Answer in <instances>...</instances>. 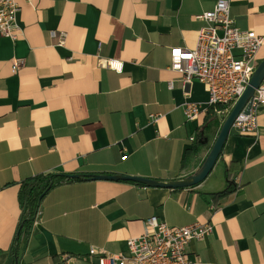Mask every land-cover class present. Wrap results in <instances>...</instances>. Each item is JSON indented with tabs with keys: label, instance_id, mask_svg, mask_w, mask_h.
Masks as SVG:
<instances>
[{
	"label": "crops",
	"instance_id": "crops-1",
	"mask_svg": "<svg viewBox=\"0 0 264 264\" xmlns=\"http://www.w3.org/2000/svg\"><path fill=\"white\" fill-rule=\"evenodd\" d=\"M215 1H19L20 34L0 33V264H9L19 183L27 177L64 172L167 181L201 165L219 126L209 125L206 143L186 156L206 116L187 120L182 107L205 104L208 93L199 81L182 83L169 67V48L196 45L203 22L194 15ZM229 1L234 24L264 39V0ZM53 32L64 34L62 44ZM262 58L264 43L257 62ZM257 113L256 135L231 130L212 170L194 186L107 179L55 186L41 200L29 237L20 236L17 264H55L64 255L84 256L91 245L124 254L128 238L150 229L152 215L176 226L213 223L210 236L186 247L198 264H264V104ZM228 183L235 192L214 201L211 193Z\"/></svg>",
	"mask_w": 264,
	"mask_h": 264
},
{
	"label": "built area",
	"instance_id": "built-area-1",
	"mask_svg": "<svg viewBox=\"0 0 264 264\" xmlns=\"http://www.w3.org/2000/svg\"><path fill=\"white\" fill-rule=\"evenodd\" d=\"M20 0H0V33L16 38L20 34L16 18L20 11ZM29 1V0H25ZM203 22L196 45L192 49L170 47V69L181 74V81L189 84L196 80L207 90L205 104L185 103L182 112L185 119L205 116L212 111L219 127L232 107L244 92L257 66V53L264 43L263 36L250 29H241L234 24L230 14L229 0H216L210 10L194 15ZM62 44L63 33H52ZM21 61L13 63L16 74ZM110 67L121 70V63L109 59ZM172 87V82L168 83ZM250 102L247 113L244 112ZM264 104V80L254 89L252 96L235 117L231 130L238 135H256L257 109ZM194 137H190L194 141ZM215 205H210L213 210ZM36 221V217L34 218ZM33 220V221H34ZM150 229L143 234L127 239L126 253H113L100 246L91 245L82 257L64 255L55 264H74V258L85 264H198L186 247L191 240H202L213 232V223L192 222L184 226L167 223L152 215L146 220Z\"/></svg>",
	"mask_w": 264,
	"mask_h": 264
},
{
	"label": "trees",
	"instance_id": "trees-1",
	"mask_svg": "<svg viewBox=\"0 0 264 264\" xmlns=\"http://www.w3.org/2000/svg\"><path fill=\"white\" fill-rule=\"evenodd\" d=\"M210 125V128L213 127L215 129L219 126V121L217 120L216 115L209 111V114L206 115L204 119V124L196 133L194 143L190 149L187 150L186 156L196 154L198 152L199 147L206 143L207 141V132L210 130L207 127ZM206 139V140H205ZM70 174L64 172H54V173H47V174H37L34 176L27 177L23 179L19 183V204L21 209L20 219L18 222L17 230L12 239L10 248H9V255L10 260L9 264H17L18 260V253H19V246H20V236L24 234L25 237H29L31 233V227L33 220L36 216L38 211L39 204L45 194L54 188L57 185L77 181V180H90L89 174H82L80 178H70ZM225 176L229 179V170L225 169ZM229 181V180H228ZM129 183H133L136 185L145 186L142 183L134 182V181H126ZM182 189V188H176ZM236 185L232 183H228V185L214 193H211L212 199L214 201L221 200L223 198L228 197L230 194L235 192Z\"/></svg>",
	"mask_w": 264,
	"mask_h": 264
},
{
	"label": "water",
	"instance_id": "water-1",
	"mask_svg": "<svg viewBox=\"0 0 264 264\" xmlns=\"http://www.w3.org/2000/svg\"><path fill=\"white\" fill-rule=\"evenodd\" d=\"M264 80V58H262L256 66L254 73L252 74L248 85L246 86L244 92L239 97L235 105L232 107L231 111L224 119L223 123L218 129L217 134L215 135L211 147L204 158L201 165L191 174L177 178L170 179L167 181L157 180L149 177H142L136 175H123V174H89L91 179H107V180H123V181H134L142 183L146 186L151 187H163V188H186L194 186L204 180L210 171L212 170L216 160L218 159L223 145L226 141L228 134L230 133L231 125L245 105L247 100L252 96L254 89ZM250 107V102L246 105L244 112L247 113ZM206 140V139H205ZM70 178H80L82 177L81 173H73L69 175Z\"/></svg>",
	"mask_w": 264,
	"mask_h": 264
}]
</instances>
